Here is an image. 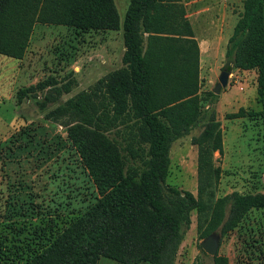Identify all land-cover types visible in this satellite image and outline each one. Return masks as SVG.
Wrapping results in <instances>:
<instances>
[{
  "label": "trees",
  "instance_id": "trees-1",
  "mask_svg": "<svg viewBox=\"0 0 264 264\" xmlns=\"http://www.w3.org/2000/svg\"><path fill=\"white\" fill-rule=\"evenodd\" d=\"M36 23L84 33L121 30L125 49L121 67L46 114L65 127L66 138L58 142L66 145L65 168L87 176L91 199L83 209L71 208L63 224L61 203L47 211L12 208L14 224L20 216L36 219L16 227L22 237L8 247V264H97L102 257L120 264H175L192 210L204 238L214 232L224 236L251 210L264 209V192L216 196L222 171L214 153H223V133L215 108L204 103H215L217 95L201 90L200 48L181 0H130L122 24L114 0H0V55L22 59ZM223 68L255 71L257 102L264 104V0L242 1ZM56 84L49 77L20 88L16 102L31 96L44 109L54 99L37 98L36 92ZM61 91L69 92V86ZM246 116L263 120L264 109L240 107L227 114ZM196 127L201 131L191 137L197 147L194 195L166 179L171 143ZM70 179L69 172L65 180ZM213 261L231 264L218 252Z\"/></svg>",
  "mask_w": 264,
  "mask_h": 264
},
{
  "label": "rangeland",
  "instance_id": "rangeland-1",
  "mask_svg": "<svg viewBox=\"0 0 264 264\" xmlns=\"http://www.w3.org/2000/svg\"><path fill=\"white\" fill-rule=\"evenodd\" d=\"M114 1L122 24L130 0ZM242 1L181 0L199 43L202 91L213 92L219 83L227 41L242 11ZM124 49L121 30L84 33L67 26L36 23L22 59L0 55V264L10 263L9 248L22 237L17 236L20 230L16 227L36 219L20 216L23 221L14 224L11 221L15 218L9 216L12 208L21 204L47 211L48 207L61 203L63 207L59 205L57 211L61 214L59 223L63 224L70 217L71 208L83 209L91 199L92 187L87 176L79 168L75 171L65 168L70 163L65 158L66 145L58 144L66 138L65 127L47 119L46 114L78 92L93 87L107 72L121 67ZM238 73L231 70L227 85L219 93L213 92L217 95L215 103H204L215 108L223 133V153H214V163L222 171L216 196L233 191L264 192V118L227 117L240 107L264 109V104L257 102L255 71ZM49 77L56 79V86L36 92L37 98L47 95L54 99L44 109L31 96L21 104L16 102L18 89ZM64 85L69 86V92L61 91ZM200 131L201 127H196L171 143L166 179L169 185L194 195H197V147L191 137ZM109 135L113 137V132ZM60 153L62 157L56 159ZM135 161L138 166L139 161ZM57 171L61 176L56 179L53 175ZM69 172L71 179L65 180ZM69 196L70 208L66 204ZM19 198L22 202L19 200L14 206L13 201ZM196 215L192 210L191 224L184 231L175 264H214L213 256L200 246L203 238L197 234ZM217 252L231 264H264V209L251 210L233 231L220 235ZM97 264L120 263L102 257Z\"/></svg>",
  "mask_w": 264,
  "mask_h": 264
},
{
  "label": "water",
  "instance_id": "water-1",
  "mask_svg": "<svg viewBox=\"0 0 264 264\" xmlns=\"http://www.w3.org/2000/svg\"><path fill=\"white\" fill-rule=\"evenodd\" d=\"M230 71L227 70L226 68H223L221 71L218 79L219 83L216 84L215 88L213 89L214 93H219L221 87H225L228 83L229 76H230ZM219 240H220V235L218 232L211 233L210 235L204 237L200 241V246L204 251H206L208 254L215 256L218 251L219 247Z\"/></svg>",
  "mask_w": 264,
  "mask_h": 264
},
{
  "label": "built area",
  "instance_id": "built-area-1",
  "mask_svg": "<svg viewBox=\"0 0 264 264\" xmlns=\"http://www.w3.org/2000/svg\"><path fill=\"white\" fill-rule=\"evenodd\" d=\"M237 71V74H239L238 72H239V70H236ZM233 72V71H232ZM236 79H237V76H236Z\"/></svg>",
  "mask_w": 264,
  "mask_h": 264
},
{
  "label": "crops",
  "instance_id": "crops-1",
  "mask_svg": "<svg viewBox=\"0 0 264 264\" xmlns=\"http://www.w3.org/2000/svg\"><path fill=\"white\" fill-rule=\"evenodd\" d=\"M199 44V43H198Z\"/></svg>",
  "mask_w": 264,
  "mask_h": 264
}]
</instances>
